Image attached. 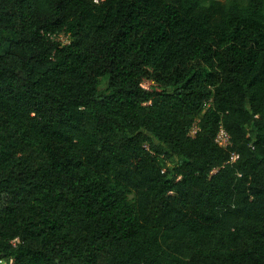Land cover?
Returning <instances> with one entry per match:
<instances>
[{
	"label": "trees",
	"instance_id": "trees-1",
	"mask_svg": "<svg viewBox=\"0 0 264 264\" xmlns=\"http://www.w3.org/2000/svg\"><path fill=\"white\" fill-rule=\"evenodd\" d=\"M0 264H264V0H0Z\"/></svg>",
	"mask_w": 264,
	"mask_h": 264
},
{
	"label": "built area",
	"instance_id": "built-area-1",
	"mask_svg": "<svg viewBox=\"0 0 264 264\" xmlns=\"http://www.w3.org/2000/svg\"><path fill=\"white\" fill-rule=\"evenodd\" d=\"M94 4H101L104 0H92ZM52 41H55L57 43H60L61 45H65L69 43V38L65 33H59V34H54L53 36L50 37ZM198 126L195 125L191 132H190V136L194 137L198 131ZM216 143L223 148H228L231 146L232 142H231V136L230 134L226 131V129L221 125L219 132L217 134L216 137ZM237 155L234 154L231 158L232 162H235L237 160ZM17 241H13V245L15 246ZM12 263V261H11Z\"/></svg>",
	"mask_w": 264,
	"mask_h": 264
},
{
	"label": "rangeland",
	"instance_id": "rangeland-1",
	"mask_svg": "<svg viewBox=\"0 0 264 264\" xmlns=\"http://www.w3.org/2000/svg\"><path fill=\"white\" fill-rule=\"evenodd\" d=\"M106 86H107V82H106V80H103V83H102V85H101V87H100V90H101V91L105 90V89H106ZM144 87H145L146 89H148V90H151L152 88H155L156 86H155L154 83L151 82V81H145V83H144Z\"/></svg>",
	"mask_w": 264,
	"mask_h": 264
}]
</instances>
